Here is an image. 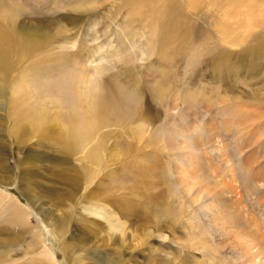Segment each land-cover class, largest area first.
Returning <instances> with one entry per match:
<instances>
[{
    "label": "rangeland",
    "instance_id": "rangeland-1",
    "mask_svg": "<svg viewBox=\"0 0 264 264\" xmlns=\"http://www.w3.org/2000/svg\"><path fill=\"white\" fill-rule=\"evenodd\" d=\"M112 1L0 0V264H95L119 238L137 263L158 247L161 264H264V60L243 53L264 33V1L124 0L107 16ZM170 2L180 45L159 52ZM85 97L115 100L108 128L78 140L66 130ZM127 211L155 230L143 238Z\"/></svg>",
    "mask_w": 264,
    "mask_h": 264
},
{
    "label": "bare ground",
    "instance_id": "bare-ground-1",
    "mask_svg": "<svg viewBox=\"0 0 264 264\" xmlns=\"http://www.w3.org/2000/svg\"><path fill=\"white\" fill-rule=\"evenodd\" d=\"M47 1V0H46ZM121 2L123 6H125V2L124 0H114L112 1L111 3L108 4L109 8L106 7L109 11L107 12V16H109V13L110 11H114L115 8H116V3L117 2ZM251 1V0H250ZM264 1V0H263ZM252 2V1H251ZM256 3V2H255ZM263 4V3H262ZM261 3H259V5H262ZM254 5V4H253ZM257 5V4H256ZM254 5V6H256ZM253 6V7H254ZM163 7H165L166 9H164ZM160 12H162L161 16L160 17H163L164 19L162 18H159V20H157V22L155 23V25H153L156 29H157V32H158V35H159V38L157 40H154L152 41L151 45H152V48H159V52H162L164 50H167V51H174L176 48H177V45H180L177 44V42H180L179 39H181V34H182V29L180 27L181 25V21L184 19V17L180 18V12L178 10V5L177 6H174L173 2H170L168 3L167 5L165 6H162L160 7ZM260 9V8H259ZM262 9V7H261ZM1 10V9H0ZM252 11V10H250ZM4 12V11H3ZM142 13V12H141ZM233 13L231 12V14H228V15H232ZM264 14V13H263ZM232 17V16H231ZM242 17V16H241ZM248 17V16H247ZM180 18V19H179ZM263 18V17H262ZM252 19V18H251ZM256 19V18H255ZM142 21L141 18H139V22ZM264 21V19H263ZM183 22H185V19L183 20ZM255 22V21H254ZM8 23L12 24L11 21H8ZM14 23V22H13ZM142 24V23H141ZM261 24V23H260ZM264 24V22H263ZM243 25V24H242ZM245 25V24H244ZM96 25H91L89 27V31H94V28H95V31H97V26L95 27ZM145 26V25H144ZM224 26V25H223ZM223 34L226 33V29L225 27H223ZM264 27V25H261V27ZM146 27V26H145ZM240 29V28H239ZM243 29V35H250L251 32L253 30H257L256 28V24H254L252 21H248L247 22V26L245 28H242ZM262 29V28H261ZM9 30V32H8ZM228 30V29H227ZM15 31H16V27L12 24V25H9L6 30L4 29L3 32L4 34L2 35V38L5 39L9 33H14V35H12V39H10L9 37H7L6 39H10V40H14L16 41V36H15ZM259 31V30H258ZM258 33V32H257ZM98 35V33H96ZM0 35H1V32H0ZM225 35V34H224ZM15 36V37H14ZM98 40L97 37H94V38H91L88 40V42L90 44H94L96 43ZM176 42V43H175ZM10 42L8 43H5L6 44H10ZM177 44V45H176ZM176 45V46H175ZM23 47L27 49V51L31 52L35 47H32L30 45L27 44V42H24L23 43ZM102 47V46H101ZM68 48L71 49V50H74L72 52H75L77 53L82 59H83V62H84V65L88 68H91L92 70V76H98L100 77L101 74L99 73V68L97 65H95V61L90 58V56L88 55V53H81L80 50H78V45H76L75 42H70L69 45H68ZM177 50V49H176ZM100 51V49L98 48L96 50V52ZM243 53H248V54H251L252 55V58H257V59H262L264 60V33L261 35H259L257 37V43L254 45V46H251L249 48H245L243 50ZM87 54V55H86ZM147 56V53L141 51V58L139 59V61H143V59ZM148 57V56H147ZM0 61H1V57H0ZM113 85H115L113 82H112ZM112 100H115L114 98H112ZM112 100L109 101L107 104L105 105H100L101 107H99V104H98V101L95 100L94 103H89V104H86L87 103V98L85 97L83 100H80V102H78V106H75L73 108V111L72 113L74 115H78V119L81 121V124L79 126H77V128L74 127V124L69 126L66 130V135L68 137H71V136H74L75 138H77L79 140L80 138V135H83L84 137H91V136H95L97 134H101V131L102 129H105V128H108L105 124L108 123L107 120H109L108 118V115L106 113V109H108L110 106H112ZM101 104V103H100ZM114 107V106H113ZM93 114V115H92ZM140 114L138 115V119H140ZM40 117V115L38 116ZM74 117V116H72ZM35 118H37V116H35ZM113 120H118L116 116H112ZM92 120H95L96 123L94 124V126L92 127L90 125V121ZM111 121V120H109ZM113 122H117V121H113ZM111 122V123H113ZM105 123V124H103ZM115 124V123H114ZM112 126H115V125H112L111 124V127ZM120 127V126H118ZM97 131V133H96ZM186 154L190 155L189 152H187ZM190 157V156H189ZM99 158V157H98ZM97 158V159H98ZM96 162L98 163V161L96 160ZM188 164H190L188 161H187ZM144 168V167H143ZM145 169L147 171H151V167L150 165H148L147 167L145 166ZM140 171V170H139ZM97 172V171H95ZM99 174V172H97L93 178L97 177ZM151 182V181H150ZM155 182V181H154ZM153 182V183H154ZM143 183V182H142ZM151 184V183H150ZM72 186V184H70ZM69 185V186H70ZM155 185V184H154ZM158 185V184H157ZM156 186V185H155ZM147 187V186H146ZM150 188V187H148ZM26 193H30L29 191H26ZM152 196L154 197H157V198H160L158 196H160V193L157 192V194H151ZM29 199L33 202V203H37L36 206L39 205L40 202H38L36 199L33 198L32 195H28ZM7 197H3L0 195V202L2 203L3 200H6ZM64 199L68 200L69 199L67 197H64ZM11 200V199H9ZM103 200H107V202H109L110 200H108L107 198L103 199ZM153 202V201H152ZM110 203V202H109ZM15 204H17L15 202ZM105 205V204H104ZM19 205H15L14 207H16L15 209L18 208ZM71 209L73 208L71 205L69 206ZM106 207H108L106 205ZM106 207H102L101 208L105 211V212H110L107 210ZM120 213L122 212V208L119 209ZM44 213H48L49 211H42ZM105 212H101L99 211V215H102L104 214ZM114 212V211H113ZM177 212L175 211H171L170 214L174 217L172 222L174 225H175V222H178L177 218H176V214ZM115 214H117L115 212ZM119 215V214H118ZM121 217L125 220H132L134 221V224L136 225H140V228L144 230V233H143V238L145 236L146 233H150V231H154L155 228L154 226L152 227V223L148 222L149 220L151 221V217L145 213H142L141 214V219L143 220H139V217H138V211L135 212L134 211V214H131V213H128V211L126 213H123L121 214ZM143 223V224H142ZM156 225H159L157 222H155ZM66 228L68 229V226L66 225ZM146 237H149V234L146 235ZM42 236L40 237V240H41ZM59 241H63L61 242V247L63 249V251H65L67 245L63 239L62 236H58L57 237ZM119 243V247L118 249L116 248H113L110 250V254L108 253L109 256H111V260H108V259H102V257L100 258H97L95 260V264H147L146 263V259L141 262V263H137L135 261H133L132 259H130V257L126 256L124 253V246H123V241L119 238L118 241ZM159 243V242H157ZM163 242H160L159 244H163ZM158 248V247H157ZM157 248H153V249H150L148 250L149 251V256L152 257V263H155V264H161L160 263V260L158 258V255L156 254L157 253ZM133 249H137L136 246H133ZM159 250V249H158ZM109 252V251H108ZM124 254V256H123ZM105 255V254H103ZM48 257L47 254H44V257ZM48 260V259H47ZM49 261H51L52 264H55L53 258L49 255ZM48 262V261H47Z\"/></svg>",
    "mask_w": 264,
    "mask_h": 264
}]
</instances>
